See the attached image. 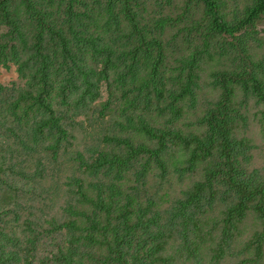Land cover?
I'll list each match as a JSON object with an SVG mask.
<instances>
[{
    "label": "trees",
    "instance_id": "obj_1",
    "mask_svg": "<svg viewBox=\"0 0 264 264\" xmlns=\"http://www.w3.org/2000/svg\"><path fill=\"white\" fill-rule=\"evenodd\" d=\"M264 0H0V264H264Z\"/></svg>",
    "mask_w": 264,
    "mask_h": 264
},
{
    "label": "rangeland",
    "instance_id": "obj_2",
    "mask_svg": "<svg viewBox=\"0 0 264 264\" xmlns=\"http://www.w3.org/2000/svg\"><path fill=\"white\" fill-rule=\"evenodd\" d=\"M259 30L261 32H264V24L258 26ZM13 74V70L11 69L10 71L4 70L0 68V79H6L7 77L11 76Z\"/></svg>",
    "mask_w": 264,
    "mask_h": 264
}]
</instances>
